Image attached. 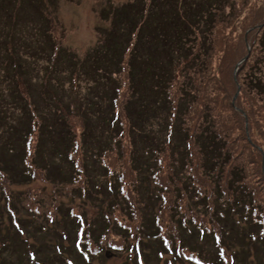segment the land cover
Returning a JSON list of instances; mask_svg holds the SVG:
<instances>
[{
    "label": "trees",
    "instance_id": "obj_1",
    "mask_svg": "<svg viewBox=\"0 0 264 264\" xmlns=\"http://www.w3.org/2000/svg\"><path fill=\"white\" fill-rule=\"evenodd\" d=\"M157 1V8L162 9L158 12L162 13L158 29L163 30L156 33L157 42L142 39L150 11H147V23L141 25L134 22L125 32L120 31L123 28L116 29L128 20L123 13L121 23L114 21L116 28L104 42L106 47L108 40L113 43L118 39L121 43V50L113 51L112 68L99 67L109 54L100 50L93 57L95 64L92 65L98 67L95 81L98 77L103 80L81 92L79 105L70 109L74 106L73 101L65 105L67 96L71 94L69 85L65 87V81L59 76L55 78L54 73L66 74L68 69H71L68 72H73L80 62L70 51L57 47L47 33L51 20L47 11L54 7V3L51 0L46 4L40 0H0V18L11 25L8 45H0V84L9 86L6 94L0 95V213L7 218V221H0V256L6 264H68L67 259H73V264H92L96 263V257L102 260V256L104 259L108 253L115 256L121 252L130 256H126L130 264L191 263L186 261L188 255L184 252L203 254L201 258L207 264H213L215 259L209 260V251H216L218 261L220 245L234 247L238 238L242 242L251 241L255 245V260L264 264V239L262 243L251 240L260 225L263 227L264 195L258 186L251 190L253 182H250L249 164L245 169L230 163L233 154L243 152H237L236 148L251 142L250 134L246 132L245 139L235 144L236 139H229L222 131L225 123L210 107H205L198 119L195 112L190 111L193 108L191 97L179 100L177 106L172 105L170 98L171 81L177 78L175 72L171 73L176 58L190 55L192 61L199 62L197 50L188 45L191 43L193 24H199L196 18H203L211 30L218 12L210 8L197 15L199 8L195 0ZM8 2L13 4L12 12L5 9ZM153 4L156 7L154 1ZM167 6L171 7V14L174 10L172 19H168ZM260 10L263 9L257 11ZM28 14L32 16L28 17ZM28 20L38 25V29L41 27L35 37L42 38L44 33L41 41L37 39L35 54L30 60L18 56L16 35L19 26H27ZM165 26L172 28L174 37H167ZM0 31L3 33V29ZM253 32L264 42V20L262 24L250 28L245 37H240H243L241 45L244 53ZM171 46H177L175 53L169 51ZM209 46L212 48V43L207 38L198 51L207 52ZM5 47L8 54H2L1 50ZM144 53L149 57L152 54L163 56L166 60L151 68L148 63L151 59ZM125 55L129 57L125 67L128 71L126 84L131 92L126 98V103L130 104L128 111L132 112L134 103L145 98L139 107L135 105L137 113L141 114V121L132 122L134 127L130 132L128 151L123 142V126L114 114L119 108V105L116 106L118 95L124 94L115 74L120 72L119 66ZM208 55L210 53L200 57L207 58ZM213 56L216 58V55ZM40 59L48 64L43 70L47 77L42 82L40 80V87L46 91V100L51 104L46 118L41 114L50 104L42 102L38 107L31 85L26 83L24 89L19 86L24 84L26 77L30 78L28 75L31 72H37L31 62L36 65ZM218 59L224 61V56ZM144 63L149 67H145ZM249 63L239 68L235 82L245 79L246 84L243 85H247L250 93L252 88L264 96L263 68L261 64L256 67L255 63L246 68ZM224 65L219 64L220 67ZM253 68H258V71ZM114 70L118 72L112 73ZM186 74L191 73L184 76ZM144 75H148L151 86L144 85V79L141 80ZM107 83L112 86L104 90ZM244 98L248 104H257L250 96L245 95ZM109 108L112 121L108 118ZM231 108L239 114L234 105ZM187 115L196 118L200 128H203L200 129L202 133L190 132V126H186L184 120ZM143 117L146 120L143 121ZM143 122L146 125H142ZM36 127L38 133L31 136L32 128ZM252 127L253 124H250L246 129L251 130ZM158 133H162L163 137L158 138ZM255 138L256 142H264V135L260 139ZM256 142L255 150L263 159L264 150ZM140 143L143 148H140ZM108 149L112 150L108 157L112 155V158L117 156L121 161L123 158L129 160L128 171L123 169L121 161L116 165L101 160L100 156ZM94 156L97 159H93ZM91 160L93 165L90 167ZM101 163H105L108 171ZM94 166L98 168L95 173ZM99 177H102L100 183L96 182ZM136 189L145 196L141 209L143 214L137 206ZM104 198L109 200L102 207ZM163 198L176 201L186 198L187 201L175 202L169 209L173 214L167 217L161 211ZM256 198L261 200L260 207L253 206ZM90 202H95L99 210L93 221L88 223L85 220L84 232V219L88 215L86 207ZM87 211L92 210L87 208ZM139 216L141 222L137 223ZM124 217L127 219L124 220ZM199 220L207 226L200 225ZM210 221L212 227L208 229ZM166 226L171 229L170 232L163 231ZM5 229L11 232L7 234ZM81 229L82 235L79 233ZM87 237L99 251L93 256L88 254L90 262L79 252ZM32 239L35 241L32 242ZM83 252L86 254L87 250ZM232 264L238 263L235 261Z\"/></svg>",
    "mask_w": 264,
    "mask_h": 264
},
{
    "label": "rangeland",
    "instance_id": "obj_2",
    "mask_svg": "<svg viewBox=\"0 0 264 264\" xmlns=\"http://www.w3.org/2000/svg\"><path fill=\"white\" fill-rule=\"evenodd\" d=\"M40 1H44V4H46V2H48L49 0ZM149 1L150 0H51V2L54 3V7L51 6L49 8V11H47V14L51 17L47 33L49 32L48 34L57 44V47L60 46L65 51H70L71 54H74L77 58H79V66H82L79 68H74L73 72H68L69 70H71L68 69L66 74L65 72H56L54 73L56 74L55 78L59 76L62 81H65V87L69 85V82L67 81L71 79L72 83L80 85L83 91H87V89L91 88V85L95 84L96 82H101L103 80L102 77H98V80L95 81L96 76H98V67L94 68L93 65L95 63H93L92 61L93 57L97 55L100 50L108 51L110 55L108 54L106 60L100 62L99 67H104L103 69L109 68L112 65L111 57L113 55V51L118 48L121 50V43L118 39L113 43L112 40H108L109 44L107 45V47L104 45V42H107V37L112 35L113 28H116L114 21L116 20L120 24L123 13L126 15V19L128 20H126L124 24H122L123 26H118L116 28H123V30H120L123 32L129 30L134 22L141 23V25L145 22L147 23V10L150 6ZM157 2V0H154L156 7H154L153 3L150 7L151 14L148 22L149 24L147 23L148 26L146 27V32H144V36H142L143 40L150 39V41L157 42L156 33L163 31L158 29L160 28V26L158 25L162 23L160 18L162 16V13L158 14V12H160L162 9L157 8ZM195 2L197 4V8H199L197 10V15H202L203 11L211 8L213 9V11L218 12V17L214 20V23L212 24L213 28L211 30L207 27L203 18H199L198 20L196 18V23H200L197 29L193 32L196 35V39H191V43H189L188 45L189 47H195V49L197 50L196 53L199 54V62L192 61L190 55L188 57H186V55L181 58H176L175 64H173L171 67V73L175 72L177 74L176 80L171 81L172 90H170V98L173 103L172 105L176 106L177 102L179 100H182L184 97H191L190 99L191 103H193V108H191L190 111L192 113L195 112V117L198 119L203 113V109L205 107H210L213 113L216 114L217 118L225 123L222 131L224 133H227V137L229 139H236L235 144H237L241 140H244L245 133L248 132V134H250L251 142L248 145L244 143L243 145H241V148H236L238 150L237 152H243L239 154H233V156H231L230 163L236 168L244 167L245 169L249 164V171L251 173L250 182H253L251 190L258 186L261 194L264 195V174L262 169L263 159L259 152L255 150L254 145V142H256L255 137H258L260 139V136L264 135V96H262L260 93H256L251 88V93L255 96L254 97L248 90L247 85H243V83L246 84L245 79H240V81H238V83L240 84V92L237 95L238 86L235 82L237 76L239 75L238 72L235 76L236 65L247 53V48L246 53L243 52V47L241 45L243 44V37L242 39L240 37L242 35L245 37L250 28L263 23L264 0H195ZM143 7L145 8L146 12L142 17V11H144ZM260 8L263 10H260L258 12L257 10ZM5 9L8 10V12L9 10L12 12L13 4L11 5L8 2L5 6ZM166 9L168 11V19H172L174 10L172 9L171 14V7L167 6ZM156 10L157 12L155 14ZM136 12L139 14L136 15ZM39 13H41V9H39ZM155 15H157V17H155ZM30 16L32 15L28 14V17ZM34 16L37 18L40 17L39 15ZM4 21L5 20L0 18V30L3 29V33L2 31H0V34H2L0 35V45L4 44L7 46L11 34V25L4 23ZM32 22L28 20L27 26L22 24V26H19L16 32V35L18 37V56L21 55L24 59H29L30 57L33 58V54H35V48L37 46L36 41H38L37 39L39 38L35 37L34 34L40 32L39 30H41L40 26V29H38V25ZM165 33L167 34V37H174V35L172 34V28L169 26H165ZM205 34L206 36H204ZM41 36L43 38L44 33H42ZM260 37L261 36L258 37L254 32L249 36V44L253 46V51L250 59L251 64L249 63L246 68L249 65H252V63H255L256 67L258 66V64H261L264 72V42L260 40ZM42 38L40 37L39 41H41L40 39ZM207 38L210 39L212 48L211 46H209L207 47L209 49L207 50V52L201 51L203 53H200L198 51V48ZM259 41L261 44H259ZM182 43L185 42L182 41ZM5 49L6 47L1 50L2 54H8V50ZM169 49V51L175 53L177 50V46H175V48L174 46H171ZM205 53H210V56L208 55L207 58L203 56L200 57ZM144 55L149 57L146 53H144ZM213 55H216V58H214ZM222 55L224 56V61L218 59L221 58ZM149 58L151 60H149L148 63L150 64L151 68H154L160 61L165 62L166 60V58H163V56L159 57L155 54H152ZM236 58H238L237 61ZM127 59L128 55H125L121 63L122 65L119 66L120 72L117 71L118 73L116 76L119 83L122 84L121 88L122 92H124V94L121 93L119 99V105L122 106V110L123 106H125L126 104L127 96H129L131 93L130 89H128V85L126 84V81L128 80L126 64L129 60ZM189 61L190 63H188ZM230 61L231 64H234V62L236 61L234 69H232L231 71L229 70V68L232 67L233 64H229ZM220 63H224L225 65L220 67ZM31 64L34 66V69L37 72H31L28 75L30 78L26 77L27 81L24 80V84H19V86L24 89L26 83L30 84L33 89L35 104L38 105V107L41 106L40 104L42 102H45L46 105H49L50 103H48L46 100V91H42L40 87V80L42 82V79L44 80L47 77V74H45L43 70L45 68V65L47 66L48 64L41 59L37 60L36 65L34 61L31 62ZM144 66L146 67L147 64L144 63ZM182 68H184L183 71ZM246 68L244 69V71L246 70ZM254 69H257L258 71V68H253L252 70ZM185 73L191 74H186V76H184ZM74 78L78 79V82L73 81ZM143 79L144 85H152V83L149 82L148 75H144L141 80ZM110 86H112V84H105L104 90H106L107 87ZM7 88L9 89V86L5 85V83L0 84V95L2 93L6 94V92L8 91ZM182 89H184V92H181ZM245 95L252 97L253 100L257 102V104H248L246 98H244ZM193 96H195L194 100ZM38 99L40 101H37ZM144 99L145 98H142V100H140L138 103H134L133 111L128 112V116H130V122L139 123L141 121V114L137 113L136 107H139ZM231 105H234L235 108L239 109V114L235 112V110H232ZM196 118L191 115H187L184 118L186 126H190V132L193 131L202 133V131L200 130L202 127L200 128ZM142 120H146V117H143ZM167 122H169L168 119ZM143 124L146 125L145 122H143L142 125ZM245 124L247 126L253 124L252 129L247 130ZM156 126L158 128L157 124ZM131 130L132 127L129 129V135ZM126 134L127 132L124 136V145L126 147V150L128 151L130 148L129 138L126 137ZM162 135V133H158V138H162ZM256 144L261 146L264 150V142L260 140L259 142H256ZM141 147L143 148L144 146L140 143V148ZM127 151L126 155L124 154L123 156L125 158L127 157ZM196 155L199 163V156L197 153ZM162 158H164V156ZM121 164L123 169L128 171L129 160L123 158ZM140 195L142 197L138 198ZM135 197L137 199V206L141 210L144 205L143 198H145V196L141 194L140 190L137 191L136 189ZM103 200L104 202H102V207H105V203H108L109 199L104 198ZM259 203H261L260 198H256V200L253 201V206L260 207ZM173 205L174 203H171L166 208H162V213L167 215L170 207H172ZM90 208L92 209V211H89L87 213L89 214V216L87 217H90V221H93L94 216L97 215L99 208H96L95 202H90ZM141 211L143 214V210ZM255 212L256 211L254 210V213ZM253 216H255V214ZM124 218L125 220L127 219L126 217ZM3 220L7 221V218L6 216H1L0 213V221ZM138 222H141V216L137 218V223ZM209 223H212V221H210ZM163 231L170 232L171 229L166 226ZM5 232L9 234L11 230L5 229ZM251 240L254 241L253 239ZM34 241L35 240L32 239V242ZM234 244V247L232 245L225 247L228 251L227 253L229 254H234V252H236L235 250L238 251L236 255L234 254L238 264H258L255 260V245L251 241L242 242L238 238L237 240H235ZM94 248L95 247L91 249ZM126 256L127 258H130V256L124 252H121L119 253V255L115 256H112L108 253L104 259L103 256L102 260L96 257L95 261L96 264H130ZM201 256H203V254H201ZM209 258V260H212V258L215 259L214 251H209ZM202 261L205 262L206 260L203 259ZM157 263L158 262H155L153 264ZM0 264H6V261L2 259L1 256ZM158 264L163 263L159 262Z\"/></svg>",
    "mask_w": 264,
    "mask_h": 264
}]
</instances>
